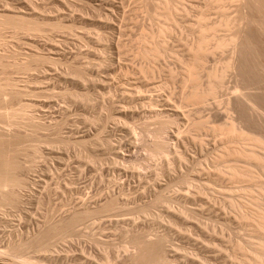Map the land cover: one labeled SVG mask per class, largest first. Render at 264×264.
<instances>
[{"label": "rangeland", "instance_id": "374dc122", "mask_svg": "<svg viewBox=\"0 0 264 264\" xmlns=\"http://www.w3.org/2000/svg\"><path fill=\"white\" fill-rule=\"evenodd\" d=\"M257 5L0 0V95L9 100L0 133L17 136L11 148L23 180L18 202L0 207V264H20L19 257L124 264L136 234L161 240V262L147 264H264V252H255L264 234L239 219L264 213V8ZM200 14L214 29L192 80ZM211 72L222 76L216 93L190 100L208 92ZM220 127L241 138L222 140ZM162 139L166 153L148 149ZM224 145L253 158L222 155ZM233 168L252 179L232 180ZM84 210L92 212L48 250L37 247L34 237Z\"/></svg>", "mask_w": 264, "mask_h": 264}, {"label": "bare ground", "instance_id": "6f19581e", "mask_svg": "<svg viewBox=\"0 0 264 264\" xmlns=\"http://www.w3.org/2000/svg\"><path fill=\"white\" fill-rule=\"evenodd\" d=\"M217 1H220V0H217ZM256 1L258 3L256 10H257V12H261L264 8V0H256ZM197 19H198L197 20L198 28L197 27H195V28L197 29V33L199 36L198 41H196L195 44L190 46V48H189L192 51V55H191V62L189 63L188 66H189V69L193 70V71H188L189 75L187 76V79L189 77L192 80H194V77H195L194 71L196 72V68L198 67L199 63L202 61L204 53L208 50L207 46H206L207 41L209 39L207 33L214 29L211 26L202 24V22L205 20V16L203 14H200ZM17 21L19 24L24 25V23L27 22L28 20L25 17L24 18L23 17H17ZM231 41L235 42V39H232ZM220 47H222V43H217L215 45V48H220ZM242 55L244 57V60H246V62H247L248 60L245 57L243 52H242ZM246 62L244 63V65H246ZM76 73H75L76 74L75 76H77V78L80 77L79 72H76ZM210 75H211V77H213L215 79V81L213 82L214 84L211 86V88L208 90V92L207 93L195 92V94H192L191 96L188 97L190 100H197V102H202L205 99L206 95H214L216 93V90L220 84L219 81L221 80L222 76H221V74L219 76H216V74L214 72H211ZM0 91H1V88H0ZM15 94L16 93H14V95ZM8 103H9L8 98L4 97V95L3 96L0 95V115H4L2 110L7 107ZM165 122H167V121H165ZM158 124L160 126H159V128H157V130L155 132V133H158V134H156V137H159L161 135V133L168 126L167 125L168 122L165 123L164 125H162L161 123H158ZM156 127H157V125H156ZM158 130H159V132H158ZM153 131H152V133H153ZM215 131L221 135L222 140L224 137L225 141L228 140V138L231 136L241 138V136H237L233 132L231 127L215 128ZM2 133H3V131H2ZM2 133H0V207H2L5 204H15V202L17 201V197H18L17 188L19 189V187L22 185V181H23L20 177H18V175L16 173V171L18 169V161H17L18 159L16 156L17 153L15 155V153L12 152V148H11V146L14 144V140H16L17 136L15 138L14 137H6L8 134H6V136H5L4 133L3 134ZM17 143H15V144H17ZM161 143L162 144H158L154 141L152 144H148V149L153 150V151L161 149L163 151V153H166V151H167L166 150V144H165L163 139L161 140ZM14 147L16 149V146H14ZM225 154L226 155H235V156H243V157L253 158V156L250 154H244V150L240 149L239 146L237 147V146L224 145V151H222V155H225ZM245 178L252 179V176L249 174L248 171H246L243 168H233V171L231 173V179L232 180H239V179L242 180ZM231 204H232V207L236 206V204L233 202ZM112 206H113V202L110 201L106 205V208L112 207ZM239 208H240V206H239ZM142 211H145V209H143ZM240 211H242V210H240ZM91 212H92V210L78 211L75 214L71 215V217L66 222L63 221L65 223H63V224L58 223V224L50 225L47 228V230L45 231L44 235H42L40 237H37V236L34 237V238H36V239H34V242L37 244V247H41V248H44V250H48L50 247V243H51L52 239L59 237L64 232H69L70 227L81 217L82 213H84V214L89 213L90 214ZM239 219H242L243 221H245L248 224L249 229H251L255 232H260V233L264 234V213L262 211H260V210L252 211L251 210V213L246 212V214H245V212L244 213L241 212V216ZM129 239H131V238H129ZM132 242H133L132 243L133 248H135V252H134V254L132 253L133 255L130 256L128 261H125V263L123 262L124 264H147V263H150L151 261L161 262V260H162L161 248L162 247H160L159 242L149 241V240H147V238L145 239L143 237H140V235L138 236L137 234L132 237ZM23 246H26V244H23ZM236 247L238 249L243 248L242 245H237ZM255 252H256L257 256L260 255V252H264V243L257 244L255 247ZM163 260H164V257H163ZM17 261L20 264H39L38 262H31V261L25 259V257H19V259H17ZM152 263H154V262H152ZM120 264H122V263H120ZM160 264H162V263H160Z\"/></svg>", "mask_w": 264, "mask_h": 264}]
</instances>
